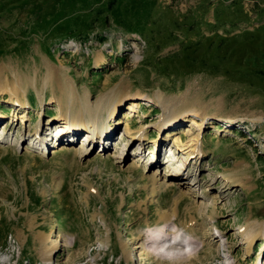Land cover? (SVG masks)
I'll return each mask as SVG.
<instances>
[{"label": "rangeland", "instance_id": "obj_1", "mask_svg": "<svg viewBox=\"0 0 264 264\" xmlns=\"http://www.w3.org/2000/svg\"><path fill=\"white\" fill-rule=\"evenodd\" d=\"M45 65L94 109L113 94L102 137L51 139L62 110L49 100L58 86L42 89ZM16 81L24 99L0 95V260L264 264V0H0V82ZM187 89L207 118L196 127L178 106L182 121L160 129L157 93L180 100ZM193 135L200 143L171 174L186 152L165 158L164 145ZM165 229L192 245L160 254L147 241ZM245 229L258 233L249 249ZM44 233L57 240L48 262Z\"/></svg>", "mask_w": 264, "mask_h": 264}, {"label": "bare ground", "instance_id": "obj_2", "mask_svg": "<svg viewBox=\"0 0 264 264\" xmlns=\"http://www.w3.org/2000/svg\"><path fill=\"white\" fill-rule=\"evenodd\" d=\"M35 81L32 82L33 86L36 85ZM53 83L56 84V86H58V92H59V98L60 99L57 97L56 98L52 97L49 100L51 102H53V104L56 103L58 105V107L61 108L63 113L61 112V116H59V118H61V123H62L61 127L58 126L59 130L55 129L54 131H52L50 133V135L56 136L59 133H61L63 135V133L64 134L66 133L64 131L69 130V129H70L71 133L73 132L72 130L80 131L82 129L86 132L85 133L86 137H87V135H89L90 139L94 138V136L97 137L98 139L100 137H102L107 129H103V125L99 126L100 121L102 120V118L104 116L107 115L108 117H111L117 111L116 103L113 104L114 102H112L113 101V97H112L113 94L107 93V94L101 96L99 99L98 106H96V108L94 109L90 105L91 103L89 102V97L87 94L81 96L78 93V91L75 89V86L73 85V82L70 81V79L66 80L65 78H61L60 76H58L57 70L54 69V65L53 66H51V65L46 66L45 65V74L43 76V80H42V84H41L42 89L45 88L49 84L53 85ZM25 93H26V89L22 85L18 84L17 81L14 82L13 85H9L8 83H5V82L4 83L0 82V95H3V94L8 95L7 100H10L11 102L21 101L22 98L24 99ZM107 98H108V100H106ZM181 98L179 100L177 98L166 97L163 95V93L161 91H159L157 93L156 101L163 110V114L161 117L160 129H164V128L172 125L173 123L177 122L178 120L182 121V118H178V117H180V112L177 109L178 106H180L183 109V113H182L184 115L183 121H185V120L190 121L191 124H193L196 127L197 126L199 127L201 125V123H200V121H197L195 119V117H200L201 119L207 118V114H206L207 109L205 110V109L201 108L202 104H200L199 101L194 100V95H190L189 89H187L184 93L181 94ZM62 99H65V103H63ZM105 101H108L107 103H110V104H108L107 108H105V109L103 108V110H99L97 107L103 105L102 103H104ZM149 101L150 100H148L147 102H149ZM215 102L218 104V101H215ZM142 103H144V100L139 99L138 101H134L132 103V105L133 106H139ZM19 104L21 105V102ZM129 109H131V107H129ZM99 111H101V112H99ZM132 115H133L132 112H128L125 117L130 118ZM220 118H223V117H219V119ZM224 119H229V122H236L237 121L236 117H231V118L230 117L229 118L224 117ZM252 119L259 121L262 119V116L259 114L253 113ZM140 130H141V128H138L135 130L136 136H138L137 132ZM61 131H63V133ZM70 131H68V132H70ZM187 133H188V131H187ZM32 138H34V141L36 140L37 142L39 141L40 143L43 141V139L37 134L36 131L32 135ZM87 140H89V138ZM190 140L192 141L191 143L183 144L182 140H181V136H178L177 141L179 143L178 144L179 146L178 147H176V146L175 147H173V146L168 147V149L170 148L169 150L171 151V155L177 153L178 150L180 152H186V155H184L183 158L181 157V160L178 161L174 165L175 167H173V171L171 172V174L178 173V171H176V170H178L179 167L182 168L184 166L183 165L184 158L187 155H188V157H190L192 155L191 154L192 150L189 148V146L191 144H199L200 143V138L197 135L191 136ZM153 154H154L153 152H151L149 154V155H151L149 157V159H152V160L154 159ZM176 167H177V169H176ZM183 174H184L183 171L179 172V177L183 178ZM155 175H156V173L153 174V176H155ZM153 183L155 184L156 181H153ZM156 188H157V186H153L151 188L152 192L155 191ZM164 217L166 218V216H164ZM171 217H174V215H172ZM174 233L176 234V231L170 230V229L169 230L165 229V230H161V231L156 230L154 232V234L156 235L157 238L155 239V238H152V236H151V238L147 241V243L162 255H164L166 252L170 253L172 251H175L177 246H182V247L185 246V244L182 243V241H180L181 238L176 239V237L174 236ZM257 235H258V233L255 234V232L251 231V229H245L244 231L242 230L240 232L241 238H244V242H247L246 243L247 249L250 248L251 243L254 241V238ZM37 238L39 241L38 242L39 243V249L38 250L40 252L41 259L44 260L45 262L51 261L53 252L57 248V242H56L57 240L51 242V244H50L48 234H45V233L44 234H38ZM164 243H166L168 246H167V248L162 249V245ZM192 243L193 242L190 241L187 245L191 246ZM157 245H159L158 248H156ZM133 247L134 248H140V247H142V245L141 244L140 245L135 244ZM122 248H123L125 259H129L131 256V251L128 248H127L128 250L126 249L125 244H122ZM168 253H166V254L169 255ZM191 253H189V255H191ZM171 258L173 261V259H175V256L173 255ZM3 261H5V260H3ZM3 261L0 260V264H3ZM173 262H175V261H173ZM176 264H182L181 258H176Z\"/></svg>", "mask_w": 264, "mask_h": 264}]
</instances>
